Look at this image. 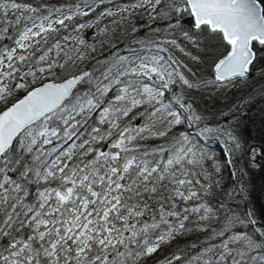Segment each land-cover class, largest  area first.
Returning a JSON list of instances; mask_svg holds the SVG:
<instances>
[{"label":"snow or ice","instance_id":"snow-or-ice-1","mask_svg":"<svg viewBox=\"0 0 264 264\" xmlns=\"http://www.w3.org/2000/svg\"><path fill=\"white\" fill-rule=\"evenodd\" d=\"M137 11L167 24L137 38ZM237 88L215 112L191 96ZM257 97L264 0H0V264H144L192 234L161 264H264V206L220 175L264 154L242 134Z\"/></svg>","mask_w":264,"mask_h":264},{"label":"trees","instance_id":"trees-1","mask_svg":"<svg viewBox=\"0 0 264 264\" xmlns=\"http://www.w3.org/2000/svg\"><path fill=\"white\" fill-rule=\"evenodd\" d=\"M51 4H61V3H75L76 0H48ZM126 2V0H115V3H121ZM102 10V9H101ZM85 19H91V16L88 18H76V23H84ZM135 21L138 22L140 25L138 29V37L142 38L145 36V34L148 32L149 28L155 29V28H162L165 27L167 24V21L163 20H156L149 22L148 16L146 13L138 15L135 14L134 17ZM188 17H185V23L188 22ZM72 28L75 27V24L73 23L71 25ZM68 35V31L61 29V32L59 34L60 37ZM122 34L120 32H117L115 34L116 40L112 41V44L115 45V47H109L108 44H105L104 49L97 50L98 53H100L99 56H97L98 59H102L104 56H107L110 54V52H114L116 50V47H119L123 49L127 43H129L130 38L129 37H120ZM93 55H96L95 53ZM184 58V57H181ZM187 63H189V66H193L191 61L186 60ZM92 64L89 63V67H91ZM198 67V66H197ZM254 75H258V72L254 70ZM232 91V92H231ZM227 93H215L211 95L212 93L204 92V91H194L191 93L192 98L195 100L196 105L201 110H204L206 112H215L221 108H224L225 105H231L237 103L238 100H242L246 97L248 92L251 91L249 88H237L233 89ZM230 96H227L228 93H230ZM230 97V98H228ZM259 98V97H257ZM245 117V122L249 126V128H256L257 130H261L262 126L264 125V100L259 98V106L256 108V111L248 114L245 113L243 115ZM154 143H159L160 141H153ZM254 144V145H253ZM251 146H258V144L251 143ZM261 145V144H259ZM215 151L217 152V156L221 161H224V153H223V146L222 145H214ZM235 159V168L237 175H233V165H230L231 172L227 167H224L221 170L220 175H222L224 182L226 186H233V185H239L240 181H243V183L247 186V196L249 199V202L252 204L254 209L256 210L257 214H259L261 207L264 206V169L262 175L256 176V181L253 184L255 186L254 188H250L248 181L245 176V172H241L242 169L241 166L238 164L236 157ZM212 161L209 160L208 164H211ZM197 239V236L195 234L192 235H178L174 237L171 241L165 242L161 245V247L150 257L146 258L144 264H161V262L164 260L165 257L169 256L171 253L175 252L177 249L185 247L187 244L194 242Z\"/></svg>","mask_w":264,"mask_h":264},{"label":"rangeland","instance_id":"rangeland-1","mask_svg":"<svg viewBox=\"0 0 264 264\" xmlns=\"http://www.w3.org/2000/svg\"><path fill=\"white\" fill-rule=\"evenodd\" d=\"M136 14L140 15L141 11H137ZM116 19H118V18H116ZM105 23L107 24L109 22L106 20ZM103 26L104 25H101V27H103ZM109 27L111 28L112 25L109 24ZM123 27L124 26H121V28H123ZM94 31H95L94 28H92V29H87L86 28V29L81 30V34L84 36V38L86 40H88L91 43V41H92V33ZM117 32H120L122 34V32L120 30H117ZM120 37L123 38L125 36L121 35ZM99 49L100 48H97V50H99ZM177 55H180V54L177 52ZM231 92L228 93L227 96H230ZM208 93H212V92L209 91ZM213 94H215V93H212L211 95H213ZM217 94H219V93H217ZM228 98H230V97H228ZM258 106H259V98H256L254 101L246 104L245 107L242 109V111L244 112V114L245 113L250 114V113L256 111V108ZM241 125H242V134L246 138V144L248 146H251L250 145L251 143H255V144H258V146H256V147H259L260 146L259 144L264 143V125L262 126L261 130H257L256 128L255 129L254 128L250 129L249 126L245 122V117H242ZM250 151H251V147L246 148V150L244 152V155L242 157L239 154H237L236 160H237L238 164L241 166V168L245 172V176H246V179L248 181L249 187L250 188L251 187L254 188L255 186H253V184L256 181V176L259 175V174L260 175L263 174L262 172H263V169H264V154H258L255 157H253L251 155ZM225 159H226V157L224 156V160ZM253 159H255L256 163L259 164L260 167H253L252 166V160ZM226 167L231 172L230 165H227Z\"/></svg>","mask_w":264,"mask_h":264},{"label":"water","instance_id":"water-1","mask_svg":"<svg viewBox=\"0 0 264 264\" xmlns=\"http://www.w3.org/2000/svg\"><path fill=\"white\" fill-rule=\"evenodd\" d=\"M258 154H260V153H257L256 155H258Z\"/></svg>","mask_w":264,"mask_h":264}]
</instances>
